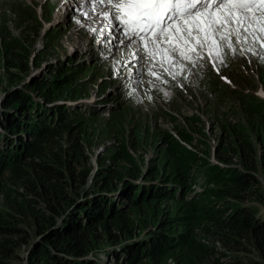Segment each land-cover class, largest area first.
I'll return each mask as SVG.
<instances>
[{
    "label": "rangeland",
    "instance_id": "rangeland-1",
    "mask_svg": "<svg viewBox=\"0 0 264 264\" xmlns=\"http://www.w3.org/2000/svg\"><path fill=\"white\" fill-rule=\"evenodd\" d=\"M100 7L94 1L89 3V10H65L60 0H0V107L6 93L15 88L32 89L30 94L38 93L43 98L34 94L37 104L60 106L59 114L66 110V113L72 111L86 117L65 123L63 137L57 133L52 143L44 145L45 161L54 162L59 158L62 165L68 162L69 176H88L86 185H73L69 193L78 201L96 192L111 193V189L103 191L100 183H113L115 179L116 182L119 179L120 186L127 182L142 187L147 184L146 179L151 180L148 168H152L156 178L166 177L167 184H173L170 181L179 183L176 159L169 149V136L198 156L189 180L206 177L208 166L217 165L215 154L219 145L223 144L226 151H231L229 142L236 136L233 129L256 146L257 137L261 135L257 126L262 130L264 125V104L257 110L260 114V118L255 116L259 120L257 123L249 121L246 103L261 83L264 88V44H252L251 50L235 45L234 53L223 49L220 58L215 59L221 75H226L237 86V91L246 93L250 90L251 93L250 96L234 95L211 70L207 52L202 60H185L182 69L174 70L175 76L163 71L159 56L155 62L147 58L135 59L131 55L135 49L127 45V41V46L120 45L113 38L119 36L118 31L112 30V35L108 34V28L103 33L99 31L107 24L95 13ZM60 10L63 13L61 21L56 20ZM99 19L103 22L101 26ZM45 100H49L48 103ZM225 126H231L230 135L224 134ZM186 133L190 142L181 139ZM80 143L83 153L77 157L76 151L81 149L76 144ZM256 147L258 170L254 174L259 188L256 190L263 195L264 143L261 141ZM122 148L128 155L125 159ZM203 158L210 163H203ZM38 160L39 157H34L31 163ZM229 162L220 163V167L244 168L237 156ZM60 166L59 163L57 167ZM135 168H141V174H137ZM196 187L205 191L203 182ZM210 187L216 188L213 184ZM125 194H113L125 212L111 225L132 231L123 236L130 245L145 238L147 232H154L156 225L158 230L155 232L166 231L164 227L170 219L181 215L186 208L178 200L156 199L148 206L130 211ZM32 197L22 189L0 181V224L16 232L6 237L11 240L8 260L13 264H29L34 243L40 239L38 232L45 227L49 215L45 204L34 202ZM247 202L260 208L264 216V205L252 198L242 205L245 207ZM215 209H223V203L216 202ZM228 212L227 217L231 210ZM57 220L59 225L63 218ZM209 226V221H203L193 227L192 233L196 241L215 251L214 258L224 254L243 262L249 259L261 261L254 243H245V250L241 252L228 251L217 237L206 232ZM177 228L178 234L185 232L183 227ZM138 234H142L140 238H137ZM111 249L107 246L106 250L111 252ZM100 257L102 262L116 264L112 253L108 258L100 253ZM185 259L179 251H171L163 261L144 259L140 264H184ZM227 259L223 258L224 261Z\"/></svg>",
    "mask_w": 264,
    "mask_h": 264
},
{
    "label": "trees",
    "instance_id": "trees-1",
    "mask_svg": "<svg viewBox=\"0 0 264 264\" xmlns=\"http://www.w3.org/2000/svg\"><path fill=\"white\" fill-rule=\"evenodd\" d=\"M46 36L47 34L44 37ZM27 91L15 88L6 93L0 107V181L22 189L25 194L33 196L31 199L34 202L42 201L49 212L47 224L45 223V227L38 232L40 239L34 243L31 250L29 264L43 262L47 264H108L107 261H101L100 253L107 255V258L112 253L116 258V264H140L144 259H151L154 262L163 261L165 255L171 251L182 253L186 257L184 264H264V216L257 206L242 205L249 198L264 205V194L259 195L257 192L258 181L254 174L258 170L256 146H259L261 141L264 143V125L262 130L257 126L261 135L257 137V140L255 139L256 146L249 138L233 129L236 136L234 141L229 142L231 151L227 150V152L224 149L225 145H219L220 149L218 148L215 158L218 162L226 164L237 156L244 166L243 170L234 167L222 168L213 164L208 166L209 170L204 176L207 182L215 185L216 188L208 189L191 202H186L185 196L191 190L190 171L198 162V156L185 146H181L172 136H169L170 144L178 148L174 146L170 148L169 144V149L176 159L179 183L168 180L173 184H167L166 177L161 175L160 178H156L158 176L152 175V168H148L147 174L151 184H148L147 179L145 180L147 184L142 187L127 182H123L120 186L119 179L117 182L115 179L113 183L102 181L101 189L103 191L111 189L112 194L96 192L78 201L69 191L73 189V185L75 187L86 185L88 176H69L68 162L65 161V165H62V160L59 158L54 162L45 161L43 157H46L44 152L46 146L44 145L52 143L57 133L63 137L65 123L86 117L74 114L72 111L66 113V110L59 114L60 106L46 107L40 103L37 104L36 97H40L39 94L34 93L37 95L34 97V94H30L32 89ZM231 93L243 94L235 90ZM250 97L252 99L250 102L247 100L246 103L249 121L259 123L255 116L260 118L257 110L264 102L256 99L254 95ZM48 101L45 100V103ZM223 131L224 134L230 135L231 126L227 128L225 126ZM187 135L189 136L188 133L185 137L182 135L181 139L190 142ZM235 144L237 147H234ZM76 145L81 149L76 151V156L80 157L83 153L82 144ZM122 149L125 159L128 155L125 149ZM229 152L232 155H227ZM34 157H39V160L31 163ZM203 159V163L207 165L210 163L206 160L207 158ZM58 162L60 167H57ZM135 169L137 174H141V168ZM159 172L161 171H158V174ZM157 180L160 181L153 183ZM116 193L119 195L126 193L127 209L130 211L148 206L156 199L178 200L186 208H183L181 215L170 219L169 224L164 227L166 231L155 232L158 230L156 225L154 227L157 229L154 232H147L145 238L130 245L126 243L127 238L123 236L132 234V231L129 228L124 230L117 225H111L117 216L122 217L125 212L118 206L120 202L117 198L113 197ZM216 202L223 203V209H215ZM230 210L231 214L227 217L226 213ZM58 218H63L59 225ZM203 221H209L210 226L206 232L217 237L228 251L241 252L245 250V243H254L262 257L261 261L249 259L243 262L234 256L225 257L224 254L214 258L215 251L196 241L192 233L193 227L201 225ZM177 227H183L185 232L178 234ZM15 233L14 229L0 224V238L3 237L0 239V264H13L8 260L12 251L9 248L11 240L6 237ZM141 235L138 234L137 238ZM107 246L113 248L111 252L106 250ZM223 258L228 259L224 261Z\"/></svg>",
    "mask_w": 264,
    "mask_h": 264
},
{
    "label": "snow or ice",
    "instance_id": "snow-or-ice-1",
    "mask_svg": "<svg viewBox=\"0 0 264 264\" xmlns=\"http://www.w3.org/2000/svg\"><path fill=\"white\" fill-rule=\"evenodd\" d=\"M96 2L105 5L99 13L107 21L101 33L118 31L113 38L120 45L127 41L135 59L155 62L159 56L160 67L173 76L185 60L202 59L206 52L209 59H219L223 49L234 53L235 45L251 50L252 44H264V0Z\"/></svg>",
    "mask_w": 264,
    "mask_h": 264
},
{
    "label": "bare ground",
    "instance_id": "bare-ground-1",
    "mask_svg": "<svg viewBox=\"0 0 264 264\" xmlns=\"http://www.w3.org/2000/svg\"><path fill=\"white\" fill-rule=\"evenodd\" d=\"M93 1L95 3H97L96 0H60V3H61V7L62 8L66 7L67 10L85 9V8L87 10L89 8V3L93 2ZM101 5L102 6L100 7V4H98V6L100 7L99 11L97 9L95 10V13H97V17L99 16V13L103 9V7H105V5H103V4H101ZM62 14H63L62 10H60V12L56 15V20H59V21L63 20ZM98 22H100L99 26H101V24H103V22L101 23V19H99Z\"/></svg>",
    "mask_w": 264,
    "mask_h": 264
}]
</instances>
